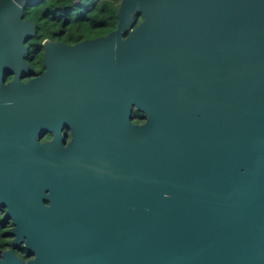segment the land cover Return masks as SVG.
<instances>
[{"label": "water", "instance_id": "1", "mask_svg": "<svg viewBox=\"0 0 264 264\" xmlns=\"http://www.w3.org/2000/svg\"><path fill=\"white\" fill-rule=\"evenodd\" d=\"M28 1L0 0V110L42 117L56 86L78 121L52 173L0 193L28 264H264V0H120L106 36L44 40L23 85ZM84 117L111 119L114 150L84 141Z\"/></svg>", "mask_w": 264, "mask_h": 264}, {"label": "flooded vegetation", "instance_id": "2", "mask_svg": "<svg viewBox=\"0 0 264 264\" xmlns=\"http://www.w3.org/2000/svg\"><path fill=\"white\" fill-rule=\"evenodd\" d=\"M98 2L99 0L96 3ZM94 5L91 9H87V15L93 10ZM61 17L64 19L60 20ZM50 19L53 20V24L50 22L52 24L50 33L55 38L51 41L62 42L66 45H74L83 41L72 43L63 40L70 33L68 30L70 18L54 14ZM82 22L88 29L104 30L103 20L95 21L93 24V19L86 16ZM107 34L97 33L96 36L84 40L95 39ZM28 47L29 52L24 58V64L27 67L20 73L19 79L23 85L39 79L46 72L43 45ZM55 50L62 49L56 47ZM52 58L53 62L58 65L66 63L67 58L71 60L73 57L66 54H55ZM15 78L16 73L6 70L3 85H10ZM4 86L0 87V95L3 96L8 92ZM56 92V86H54L50 109L42 117L41 115L35 117L30 110L25 113L12 109L0 110V193H21L20 183L37 180L42 165L49 164V172L52 173L53 167L54 170L56 167L58 136L61 137L60 146L62 148H67L74 139V130L77 128L78 121L69 116L66 108L56 109ZM107 118L97 121L101 126L98 130L93 127L91 132L88 129V118L84 117L81 120L82 138L87 144L91 140L92 143H98L101 147L113 146L114 150L115 130L113 128L111 132V119ZM144 121V115L133 108L132 123L142 124ZM27 188V193H42L40 190L33 191L31 186ZM7 214V206L0 202V264H28L36 259V250L30 247L28 243L31 242L24 234L17 235L14 232L16 224Z\"/></svg>", "mask_w": 264, "mask_h": 264}, {"label": "trees", "instance_id": "3", "mask_svg": "<svg viewBox=\"0 0 264 264\" xmlns=\"http://www.w3.org/2000/svg\"><path fill=\"white\" fill-rule=\"evenodd\" d=\"M119 1L120 0H99L96 5H94L95 3L90 4L88 9H91L92 5H94L93 10L87 15V10L85 11L84 8H80V5L82 2H85V0H82L79 6L74 5L73 0H39L37 3L36 0H30L24 8V18L33 21L37 26V30L35 36L27 41V46H42L44 40L55 39L50 33L51 25L53 24V20H51L50 17L54 14L64 15L71 20L68 28L70 33L63 39L67 42L71 41L72 43H77L81 40L92 38L96 36L97 33L101 32L107 34L109 31L116 28ZM72 14L73 16L71 17ZM86 16L93 19V24H95V21L103 20L104 30L88 29L86 24L82 22V19ZM63 19V17L60 18V20ZM40 22H42V24ZM74 26H78V28L75 30L72 29Z\"/></svg>", "mask_w": 264, "mask_h": 264}, {"label": "rangeland", "instance_id": "4", "mask_svg": "<svg viewBox=\"0 0 264 264\" xmlns=\"http://www.w3.org/2000/svg\"><path fill=\"white\" fill-rule=\"evenodd\" d=\"M39 0H36V3L38 2ZM97 2V0H85V2H82V4L81 3H79V4H81L80 5V8H84V10L86 11L89 7H90V4H93V3H96ZM120 2V1H119ZM79 4L78 5H76V6H79ZM78 8V7H77ZM73 16V14L71 15V17ZM79 18V17H78ZM28 20H30V19H28ZM31 21V20H30ZM41 24H42V22H40ZM76 28H78V26L77 27H73L72 29H76ZM74 30H72V31H74ZM74 33V32H73Z\"/></svg>", "mask_w": 264, "mask_h": 264}]
</instances>
